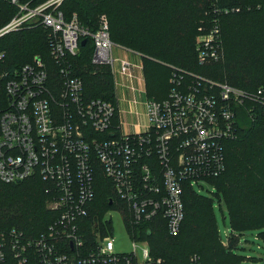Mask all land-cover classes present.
I'll list each match as a JSON object with an SVG mask.
<instances>
[{"label": "built area", "instance_id": "1", "mask_svg": "<svg viewBox=\"0 0 264 264\" xmlns=\"http://www.w3.org/2000/svg\"><path fill=\"white\" fill-rule=\"evenodd\" d=\"M9 1L17 12L0 28V37L41 23L49 30L50 53L58 64L56 74L41 57L11 67L7 52L0 50V185L39 177L56 217L40 234L0 223V264H163L152 256L147 240L132 236L128 223L162 216L176 235L185 215V183L195 187L225 171L226 141L237 137L243 113L254 109L246 100L264 102V96L201 76L200 81L209 83L207 89L200 83L186 87L183 76L175 75L176 86L167 98L150 99L144 76L147 121L138 122L136 131H124L119 106L88 98L70 61L91 37L92 63L110 67L115 86L119 74L134 79L135 70L143 69V64L115 55L107 16L90 31L76 14L66 18L59 9L63 0L38 5ZM200 31V62L220 60L221 28L215 24ZM98 171L111 180L117 198L89 235L82 224L97 196ZM115 210L133 239L132 252L115 251L109 234L110 212Z\"/></svg>", "mask_w": 264, "mask_h": 264}, {"label": "trees", "instance_id": "2", "mask_svg": "<svg viewBox=\"0 0 264 264\" xmlns=\"http://www.w3.org/2000/svg\"><path fill=\"white\" fill-rule=\"evenodd\" d=\"M38 5L45 0H20ZM59 9L66 18L76 14L81 23L95 31L102 15L109 21L111 39L142 56L146 95L163 100L176 86L175 75L183 76L186 87L200 83L227 82L234 87L264 96V0H63ZM9 0H0V28L16 14ZM217 24L222 31L223 57L200 62L196 36L200 28ZM49 30L41 23L24 26L0 37V50L7 52L11 67L36 57L43 58L56 74L57 61L51 56ZM94 43L87 37L70 61L85 85L88 98L117 103L110 67L92 63ZM254 108L243 113L237 137L226 141V169L207 179L225 199L235 231L264 228V102L246 100ZM115 124H119L118 112ZM117 128V127H116ZM118 130V128H117ZM119 131V130H118ZM96 199L82 228L87 234L97 221L115 207L113 184L102 171L96 175ZM46 183L39 177L0 185V223L40 234L54 221L56 212L47 206ZM184 219L172 235L162 216L140 224H129L132 236L147 240L152 256L163 264H241L234 254L241 234L229 235L227 244L219 234L213 198L185 183ZM111 223V222H110ZM104 228V224L100 226Z\"/></svg>", "mask_w": 264, "mask_h": 264}, {"label": "rangeland", "instance_id": "3", "mask_svg": "<svg viewBox=\"0 0 264 264\" xmlns=\"http://www.w3.org/2000/svg\"><path fill=\"white\" fill-rule=\"evenodd\" d=\"M113 49L115 55L122 52L124 54H128L127 57L133 58L134 60L140 59V56L138 54L129 52L127 49H125V47L119 44L115 43ZM118 81L119 82L116 88V94L117 98L120 100V102H122L121 106L125 107L124 99L128 98L129 106L132 105L131 108H134L136 106L135 109H139L142 111L141 115H136L132 112L124 114L122 112L123 130L136 131L137 122L142 121L145 123L147 121V116L145 114L146 109L145 105L143 104V100H145L146 97L143 91H141L142 86L144 87V84H140V86L138 85V94L134 96V94L128 93L125 89H123V86L121 85L123 84L121 75H118ZM134 97L139 100V104H135L134 102H132V99ZM195 188L199 193L213 198L214 213L217 219L219 234L227 244L229 241V235L238 231H235L233 229V225L230 219V211L226 200L219 199V197L217 196V188L207 180H201L199 184L196 183ZM110 217L112 218V221L109 234L114 239L115 251L126 253L132 252L134 250L133 239L130 238L127 232L121 212L119 210L111 211ZM238 233L241 234V239L240 243L234 248V254L239 257V259L241 260V264H264V228L245 229L244 231ZM138 253L141 256V249H139Z\"/></svg>", "mask_w": 264, "mask_h": 264}, {"label": "crops", "instance_id": "4", "mask_svg": "<svg viewBox=\"0 0 264 264\" xmlns=\"http://www.w3.org/2000/svg\"><path fill=\"white\" fill-rule=\"evenodd\" d=\"M125 49H127V48H125ZM129 52H133V53H136V54H138L139 56H140V59H138V60H134L133 58H129V57H127V55L128 54H124V53H120V54H116V56L117 57H126V58H129L131 61H133L134 63H136L137 65H139V66H141L142 65V56H141V54L140 53H138V52H135V51H133V50H130V49H127ZM135 74H136V76H135V78L134 79H130L128 76H123V75H121V80H122V82H123V84H121L122 86H123V89H125L128 93H132V94H134V96L135 95H137L138 94V91H139V87H138V85L140 86V84L141 85H143L144 84V82H143V78H144V72H143V69H141L140 67L139 68H137L136 70H135ZM120 75V74H119ZM117 79V84H116V88H117V86H118V77L116 78ZM133 87H136L137 89H138V91L136 90V91H134L133 90ZM142 88H143V86H142ZM135 99H137L136 97H134L133 99H132V102H134V100ZM125 101H124V105H125V107H122L121 106V104H122V102H120V100L117 98V104H118V106H119V109H120V116H121V120H122V112L124 113V114H126V113H129V112H132L134 109H135V107L134 108H131L132 107V105H130L129 106V102H128V98H125L124 99ZM138 100V99H137ZM131 102V101H130ZM134 104V103H133ZM129 108H131V109H129ZM126 111H128V112H126ZM133 113V112H132ZM135 114V113H134ZM123 121V120H122ZM142 124H145L144 122H142V121H140ZM138 123V122H137Z\"/></svg>", "mask_w": 264, "mask_h": 264}, {"label": "water", "instance_id": "5", "mask_svg": "<svg viewBox=\"0 0 264 264\" xmlns=\"http://www.w3.org/2000/svg\"><path fill=\"white\" fill-rule=\"evenodd\" d=\"M85 43H86V40H83V41H82V44H85Z\"/></svg>", "mask_w": 264, "mask_h": 264}]
</instances>
